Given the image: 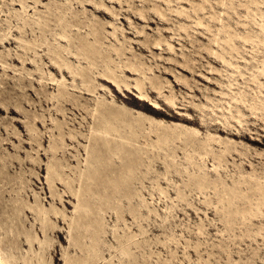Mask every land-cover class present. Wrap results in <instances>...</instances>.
I'll list each match as a JSON object with an SVG mask.
<instances>
[{
	"label": "rangeland",
	"instance_id": "obj_1",
	"mask_svg": "<svg viewBox=\"0 0 264 264\" xmlns=\"http://www.w3.org/2000/svg\"><path fill=\"white\" fill-rule=\"evenodd\" d=\"M0 38V264H264V0H0Z\"/></svg>",
	"mask_w": 264,
	"mask_h": 264
},
{
	"label": "bare ground",
	"instance_id": "obj_2",
	"mask_svg": "<svg viewBox=\"0 0 264 264\" xmlns=\"http://www.w3.org/2000/svg\"><path fill=\"white\" fill-rule=\"evenodd\" d=\"M156 12H158V11H156ZM59 21L60 22H62L63 21V19L62 18H60L59 17ZM64 25V23L62 22V25L61 26H63ZM93 33L95 34V36H96V31L93 29ZM62 37V36H61ZM64 37V36H63ZM66 38V37H65ZM77 38V42H78V46H79V50H82L83 51V53L85 54V55H89V54H91L92 52H93V50H96V47H95V44L94 43H92V44H89V43H85L84 42V38H78V37H76ZM3 41H4V39L3 38H0V43H3ZM56 53V52H55ZM74 54V53H73ZM94 54V53H93ZM51 58V61H53V68H57V69H60V74L63 76L64 75V73H65V70L63 69V68H65V69H67L68 70V72H70V73H75V68H71V66H70V64L68 63V61L66 60V58H64V59H62L61 60V62H58L57 60H55L54 59V57H50ZM126 66H128V67H130V65H126ZM83 74H84V72H82ZM110 73V74H109ZM103 74V76H105V77H107V78H109L112 82H114L115 84H116V86L120 89L121 87H120V85H119V83H118V80L116 79V77L114 76V74H113V72H110V71H108V73L107 72H104V73H102ZM82 77V76H81ZM82 79H85V77H82ZM51 80H56V79H54V78H51ZM57 81V80H56ZM60 85V84H59ZM125 86H127L128 87V85L127 84H125ZM135 87H136V89L139 91L138 92V96H137V100L140 102H142V104H145V98H148V94L146 93V92H143L142 91V87H141V85H139V84H135ZM153 88H156L157 89V91L159 92V90H158V87H153ZM87 90H89V89H87ZM65 91L62 89V87H59V95H60V97H63V98H65L66 99V96H65V93H64ZM160 93V92H159ZM163 100H164V102L167 104V105H169V106H173L174 104H175V101H174V96L173 95H165V96H163ZM149 105L150 106H152V108L153 109H159L160 108V106H159V103L156 101V100H152V99H149ZM147 104V103H146ZM62 105V104H61ZM139 106V105H138ZM6 108V107H5ZM60 108V107H59ZM160 110V109H159ZM126 123V125H130L129 124V121H127V122H125ZM117 127L115 126V125H111L110 124V122H109V120L107 119V118H105V130H113V131H119L118 129H116ZM149 128H151V126L149 127ZM168 129H169V131H166L164 128L162 129V133H163V135H162V139H169V138H171V139H173L174 137H177V131H176V128H171V127H167ZM170 130H172V131H170ZM150 131H152V129L150 130ZM149 131V132H150ZM186 133H189V132H187L186 131ZM185 134V133H184ZM177 139H180V137H177ZM105 140H107V139H105ZM189 142H192V140L191 139H187ZM106 147L109 149V155H116L118 158L119 157H121V155L123 154V150L118 146V147H116V145H114V146H111V147H109L110 145H109V142L108 141H106ZM207 145V144H206ZM202 147H205V145L204 146H202ZM258 190H260L261 191V193H257V198H255L256 199V203H255V206H256V208L257 209H259L260 207H262V206H264V187H262V186H259L258 188H257ZM245 196V198H248V195H244ZM248 203H249V206L251 207V206H253V204H252V200L250 199V198H248ZM230 204H235L234 203V200H232L231 201V203ZM243 219L242 220H247V219H249L250 217H248V216H243L242 217Z\"/></svg>",
	"mask_w": 264,
	"mask_h": 264
}]
</instances>
